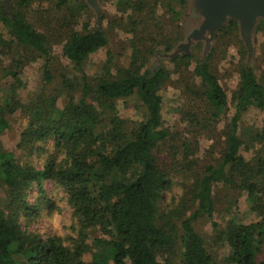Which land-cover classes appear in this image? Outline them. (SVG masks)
I'll return each mask as SVG.
<instances>
[{"label":"trees","instance_id":"obj_1","mask_svg":"<svg viewBox=\"0 0 264 264\" xmlns=\"http://www.w3.org/2000/svg\"><path fill=\"white\" fill-rule=\"evenodd\" d=\"M32 1L10 0L7 9L0 0V134L14 119L22 124L19 154L0 144V264H264V128L247 134L241 125L249 108L264 109V82L240 61L228 97L213 64L231 41L245 58L238 22L227 20L210 51L170 57L179 39L164 17L176 21L190 13L191 0H115L121 16L111 23L131 34L128 64L114 65L108 53L99 74L85 72L89 57L108 44L105 30L86 21L81 30L58 33L76 74L61 73L59 88L46 92L52 48L50 35L31 19ZM54 7L65 11V25L90 12L84 0H55ZM255 31L264 32V19ZM36 59L42 60L41 91L23 99L21 71ZM172 75L189 100L179 109L193 123L187 135L163 123L161 90ZM131 97L141 104L139 120L120 114L118 103ZM220 120L226 124L217 131L211 124ZM204 130L219 144L209 146L210 161L199 167L197 138ZM45 182L64 186L79 217L68 246L27 226L30 217L53 208ZM241 195L251 220L231 213ZM228 198L234 202L224 201L222 212L219 201ZM199 220L210 223L211 242L197 230Z\"/></svg>","mask_w":264,"mask_h":264},{"label":"rangeland","instance_id":"obj_2","mask_svg":"<svg viewBox=\"0 0 264 264\" xmlns=\"http://www.w3.org/2000/svg\"><path fill=\"white\" fill-rule=\"evenodd\" d=\"M55 0L40 1L33 0L31 4V19L40 26L47 34L50 35V44L52 48V75L53 81L47 86L46 92L53 91V89H58V84L60 83V74L65 73L68 76L72 77L76 73L74 72L73 65L68 63L64 56H62V43L60 38L58 37V33H62V31L67 32L72 29L81 30L82 24L86 21L91 22L90 26L94 25V21L98 23V25L103 28L108 36V44L105 48L100 49L99 51L92 54L85 64V72L89 76H95L100 73L101 65L108 57V53L112 55V61L114 65H127L130 60V45L129 40L131 38V34L127 33L119 24H112L111 21L113 18H118L121 16V13L117 12L115 7V0H99V5L101 8V16L99 22L97 21L96 14L90 9V12H82L77 17L76 21L71 22L70 24L62 21V14H65V11H57L54 7ZM166 8L161 7L159 10L160 14L165 13ZM89 14V15H88ZM90 19H89V18ZM166 17V18H165ZM165 24L168 25V31L172 34V36H177L179 42L175 45L178 46L179 43L184 42L187 34L192 29V26L195 23L190 16V13L185 10L183 14L176 19V21H172L169 16H165ZM123 20V19H122ZM125 21V19H124ZM175 23V27H174ZM63 24V25H62ZM167 33V31H165ZM240 36V33H239ZM241 38V37H240ZM253 42V54L252 56H248L247 50L245 58L241 56L238 51V43L231 41L227 43L226 46V54L225 56H220L221 53L217 54L213 64L217 76L219 78L220 83L224 87L227 92L228 97H231L233 90L236 88L237 83L239 81V74L236 71V65L240 61H243L254 69L256 74L262 79L264 82V32L262 31H254L252 35ZM237 43V44H236ZM215 44V39H213L209 51ZM205 44L203 42L199 43V51L195 48L194 44L190 47V51H194V53H199V55L204 54ZM245 47V46H244ZM246 49V48H245ZM166 66L168 68H172V64L167 60H164ZM3 64L6 62H2ZM2 64V65H3ZM4 64V65H5ZM21 78L23 80V87L20 88V96L23 99H27L29 96L33 95L41 91L42 82H43V71H42V60L36 59L29 61L26 63L21 71ZM172 81L168 83L161 90L162 95V118L163 123L166 127L171 128L173 131L180 130L184 132L183 134L187 135L186 129H191L192 122L189 121L186 117H183L181 107L186 108L189 107V100L187 95L182 91L181 87L178 86L176 82V75H172ZM3 85L0 84V100L4 95ZM61 101V97L59 99ZM203 108V105H201ZM200 107V106H199ZM118 108L120 110V114L122 117L130 120H139L141 119L142 107L140 102L136 97L128 98L125 102H119ZM193 107L190 106L191 109ZM194 108H197L195 106ZM233 107L229 105L228 115L233 112ZM183 117V119H182ZM226 124L224 120H220L215 124H211L217 131L221 130L222 127ZM20 125H22L18 120L15 119L11 121L10 126L0 134V144L6 148L15 150V144L17 142V135L20 129ZM242 130L247 133H254L255 131H261L264 128V109L260 110L256 107H251L243 116V122L241 123ZM200 128V126H196ZM199 143V153L197 154L200 158L199 167L203 166L205 163L210 161V156L206 153V150L209 148L211 144L218 145L219 141L217 138H211L210 134L204 130L203 133L197 138ZM176 142V141H175ZM50 145V143H48ZM16 154H19L16 151ZM40 160L35 161V166L40 167ZM53 184L50 182H45L44 188L48 194L53 189ZM219 198L221 199L223 192L219 191ZM36 189L32 187L29 194V199L35 201ZM233 201L232 198H228V200H221L220 208L222 212H225V202ZM225 203V204H224ZM234 205L231 207V213L234 214L235 218L239 220L248 221L252 219V214L249 212L247 208V204L245 202L244 196H238V201L233 203ZM236 204V205H235ZM42 212V211H41ZM223 214V213H222ZM225 214V213H224ZM218 220L222 222L221 213L218 214ZM35 218V219H34ZM37 216L30 217L29 221H27V226L31 230H36V220ZM197 230L203 234L207 241H212V227L210 223L199 220L196 225ZM95 232L91 231V236H94ZM221 252V249H218ZM89 257L87 256V259Z\"/></svg>","mask_w":264,"mask_h":264},{"label":"water","instance_id":"obj_3","mask_svg":"<svg viewBox=\"0 0 264 264\" xmlns=\"http://www.w3.org/2000/svg\"><path fill=\"white\" fill-rule=\"evenodd\" d=\"M3 2L8 9L10 0ZM84 2L96 14L99 22L101 16L99 0ZM190 5V16L197 20L198 24L190 30L185 41L174 49L170 57L178 52L189 54L190 47L198 41H204V50L208 51L216 33L228 19L238 22L240 37L248 56H252V35L259 19H264V0H191Z\"/></svg>","mask_w":264,"mask_h":264},{"label":"clouds","instance_id":"obj_4","mask_svg":"<svg viewBox=\"0 0 264 264\" xmlns=\"http://www.w3.org/2000/svg\"><path fill=\"white\" fill-rule=\"evenodd\" d=\"M48 151H55V146L50 144ZM49 196L53 208L51 210L44 209L40 213L33 234L45 241L50 236H54L61 244L68 246L70 241L66 237L75 235V230L79 227V217L76 215L75 207L71 204L69 194L64 186L56 185Z\"/></svg>","mask_w":264,"mask_h":264},{"label":"flooded vegetation","instance_id":"obj_5","mask_svg":"<svg viewBox=\"0 0 264 264\" xmlns=\"http://www.w3.org/2000/svg\"><path fill=\"white\" fill-rule=\"evenodd\" d=\"M198 24V21L197 20H195V23H194V25L192 26V28L194 27V26H196ZM201 42H203L204 43V41H201ZM182 43V42H181ZM180 44V43H179ZM178 44V45H179ZM205 44V43H204Z\"/></svg>","mask_w":264,"mask_h":264}]
</instances>
